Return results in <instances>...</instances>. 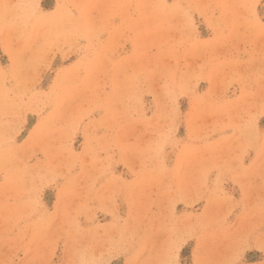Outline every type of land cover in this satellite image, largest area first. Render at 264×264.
Returning a JSON list of instances; mask_svg holds the SVG:
<instances>
[{
	"label": "rangeland",
	"instance_id": "1",
	"mask_svg": "<svg viewBox=\"0 0 264 264\" xmlns=\"http://www.w3.org/2000/svg\"><path fill=\"white\" fill-rule=\"evenodd\" d=\"M0 264H264V0H0Z\"/></svg>",
	"mask_w": 264,
	"mask_h": 264
}]
</instances>
